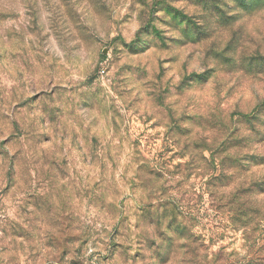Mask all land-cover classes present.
<instances>
[{"label":"clouds","instance_id":"clouds-1","mask_svg":"<svg viewBox=\"0 0 264 264\" xmlns=\"http://www.w3.org/2000/svg\"><path fill=\"white\" fill-rule=\"evenodd\" d=\"M0 264H264V0H0Z\"/></svg>","mask_w":264,"mask_h":264}]
</instances>
